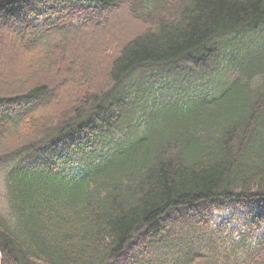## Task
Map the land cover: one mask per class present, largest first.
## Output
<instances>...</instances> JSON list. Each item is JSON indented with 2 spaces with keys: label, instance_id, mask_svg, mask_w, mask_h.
<instances>
[{
  "label": "trees",
  "instance_id": "16d2710c",
  "mask_svg": "<svg viewBox=\"0 0 264 264\" xmlns=\"http://www.w3.org/2000/svg\"><path fill=\"white\" fill-rule=\"evenodd\" d=\"M1 42L41 72L0 81V264H264V0H0Z\"/></svg>",
  "mask_w": 264,
  "mask_h": 264
},
{
  "label": "rangeland",
  "instance_id": "374dc122",
  "mask_svg": "<svg viewBox=\"0 0 264 264\" xmlns=\"http://www.w3.org/2000/svg\"><path fill=\"white\" fill-rule=\"evenodd\" d=\"M142 25L137 20L131 18L128 14L125 13L124 9H119L115 13L112 14L111 19L108 22V26H104L102 28H95L84 32L78 39H80L76 43L80 44L81 52L83 55L79 62L77 60L74 62L75 66L78 64L77 68L80 70L82 69L83 62H93L96 64L98 69H100L103 73V69H105V62L102 60L101 54L98 50H96V39L99 37H104L107 40V35L112 34V30H116L118 33L113 36V38L108 36V42L114 43L117 41V38L120 40L118 43V48L122 47L126 41L133 36L137 31H139V27ZM92 32V33H89ZM112 38V39H111ZM2 43V42H1ZM3 47H0V81L3 80V77L7 80L11 81L13 77L18 76V74H22L25 79H29V77L35 72H41L38 68H33L32 63L30 62L31 57H36V53L32 51H24L21 47H18L15 44H3ZM70 44L68 45V50L70 51ZM67 52V49H66ZM64 52L62 56H65L66 60L69 59V55ZM83 66V67H82ZM91 67V65H90ZM82 71V70H80ZM57 73V74H56ZM52 74L55 76V81L52 82V85L56 88V98L54 100V104L57 106L60 105L58 110L64 109L65 103L69 101L71 97L77 92V84H65L69 80L72 79V76L67 75L64 72V67L52 69L49 71V75ZM99 75H102L99 73ZM16 78V77H15ZM19 78V77H18ZM28 79L26 81H28ZM62 96L60 101L58 102V97ZM63 102V103H62ZM58 103H60L58 105ZM62 103V104H61ZM0 194L3 196V189H2V178L0 176ZM230 217V212H221L216 213V216L212 222V224H222L224 222H228L227 220ZM243 212L240 211L237 214V217L234 218L232 223L228 222L229 229H242L244 226ZM240 231L238 230L235 234L237 235ZM264 233V230H263ZM138 240H136L137 242Z\"/></svg>",
  "mask_w": 264,
  "mask_h": 264
}]
</instances>
